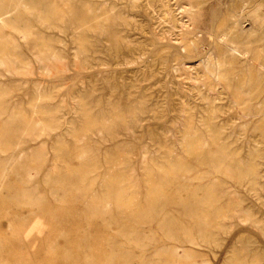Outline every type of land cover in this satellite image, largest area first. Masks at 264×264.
Masks as SVG:
<instances>
[{
    "label": "rangeland",
    "instance_id": "rangeland-1",
    "mask_svg": "<svg viewBox=\"0 0 264 264\" xmlns=\"http://www.w3.org/2000/svg\"><path fill=\"white\" fill-rule=\"evenodd\" d=\"M46 3L0 8V263L264 264V0ZM111 176L157 227L103 214Z\"/></svg>",
    "mask_w": 264,
    "mask_h": 264
},
{
    "label": "bare ground",
    "instance_id": "bare-ground-1",
    "mask_svg": "<svg viewBox=\"0 0 264 264\" xmlns=\"http://www.w3.org/2000/svg\"><path fill=\"white\" fill-rule=\"evenodd\" d=\"M8 1L9 2H11V4L15 1V0H0V8L1 7H4L5 6V4H7L8 3ZM163 1V0H162ZM47 2L48 3H46L48 6H53V7H55V5H57V0H47ZM245 5V4H244ZM246 5H247V3H246ZM107 6V5H106ZM242 6V5H241ZM240 6V7H241ZM182 8V7H181ZM67 9V8H66ZM243 9H245V6H244V8ZM56 9H54V11H55ZM247 10V9H246ZM245 10V11H246ZM34 11V10H33ZM87 11V10H86ZM58 12V11H57ZM169 12V11H168ZM241 13V12H240ZM59 14V13H58ZM87 14V13H86ZM237 14V13H236ZM243 14V13H242ZM22 15V14H21ZM168 15V14H167ZM234 16H236V15H234ZM234 16L232 17V18H234ZM240 16H242L241 14H240ZM56 17V16H55ZM54 17V18H55ZM123 17V16H122ZM49 18H50V16H49ZM171 18H173V17H171ZM101 19V18H100ZM238 19V18H237ZM165 20V19H164ZM179 20V19H178ZM241 20V19H240ZM239 20V21H240ZM173 21V20H172ZM174 21H176V20H174ZM238 21V20H237ZM96 22V21H95ZM98 22V21H97ZM182 22V21H181ZM241 22V21H240ZM244 22V21H243ZM88 23V22H87ZM99 23V22H98ZM97 23V24H98ZM106 23H107V21H106ZM176 22H174V24H175ZM180 23V22H179ZM183 23H184V21H183ZM96 24V25H97ZM239 24H242V23H239ZM239 24L237 23V22H235V25H234V27L235 28H239L240 30H242L241 29V27L239 26ZM181 25V24H180ZM233 25H231V26H233ZM239 26V27H238ZM85 27V26H84ZM89 27V26H88ZM233 27V28H234ZM82 28V27H81ZM91 28V27H90ZM188 28V27H187ZM232 28V27H231ZM85 29H87V28H85ZM184 29V28H183ZM94 31V30H93ZM92 31V32H93ZM75 32V31H74ZM140 33V32H139ZM229 33V32H228ZM227 33V34H228ZM76 34V33H75ZM209 34V33H208ZM230 34V33H229ZM124 35V34H123ZM232 35V38H231V40H228V41H230V43H228V44H230V45H228V51H229V53L233 56V58L235 59V60H237L238 62H240V63H246V62H249L252 58L250 57V51H249V49L246 47V45H245V41H243L242 40V38L241 37H235V34L233 35V34H231ZM75 36V35H74ZM155 36V35H154ZM214 36H215V34H214ZM238 36V35H237ZM239 36H241V35H239ZM244 36V35H243ZM225 37H226V32L225 33H221V34H219L218 35V37L217 38H219V40H224L225 39ZM169 38V37H168ZM245 38V37H244ZM226 40H227V38H226ZM225 40V41H226ZM246 40V39H245ZM225 41H224V43H225ZM40 42V41H39ZM78 43V42H77ZM222 43V42H221ZM37 44V43H36ZM55 44V43H54ZM86 44H88V43H86ZM127 44V43H126ZM226 44V43H225ZM3 45V44H2ZM13 45V44H12ZM83 45V44H82ZM227 45V44H226ZM79 46H81V45H79ZM89 46V45H88ZM127 46V45H126ZM131 46V45H130ZM5 47V46H4ZM3 47V48H4ZM128 47V46H127ZM138 47V46H137ZM80 48V47H79ZM90 48V47H89ZM130 48V47H129ZM147 48V47H146ZM226 48V47H225ZM6 50H7V48H5ZM132 49V48H131ZM169 49V48H168ZM81 50V49H80ZM125 50V49H124ZM0 52H2L3 53V50H2V47L0 48ZM8 52V51H7ZM10 52V51H9ZM1 53V54H2ZM49 53V52H48ZM160 53V52H159ZM1 54H0V56H1ZM5 54V53H4ZM54 54V53H53ZM6 55V54H5ZM158 55V54H157ZM252 55V54H251ZM5 58V57H4ZM12 58V57H11ZM164 58V57H163ZM233 58H231V59H233ZM13 59V58H12ZM15 60H17V59H15ZM115 61V60H114ZM20 62V61H19ZM109 65V64H108ZM22 66V65H21ZM260 68V67H259ZM46 70V69H45ZM122 70V69H121ZM125 70V69H124ZM263 70V69H262ZM262 74V73H261ZM211 75V74H210ZM218 78V77H217ZM224 78V77H223ZM249 78V77H248ZM117 79V78H116ZM215 79V78H214ZM250 79V78H249ZM225 80H226V78H225ZM224 80V81H225ZM242 80H243V78H242ZM241 80V81H242ZM246 80V79H245ZM240 81V82H241ZM220 82V81H219ZM223 82V81H222ZM222 82H220V83H222ZM245 82V81H244ZM225 83H226V81H225ZM225 83H224V85H225ZM241 83H243V82H241ZM250 83V80L248 81V84ZM137 84V83H136ZM243 85V84H242ZM240 86H241V84H240ZM239 87V86H238ZM237 89L238 88H236L235 90L237 91ZM242 89H243V87H242ZM130 91V90H129ZM238 94V93H237ZM236 94V95H237ZM198 96V95H197ZM238 96H239V94H238ZM234 97H236V96H234ZM241 97V96H240ZM130 98V97H129ZM232 99V98H231ZM238 99V98H237ZM77 100V99H76ZM80 100V99H79ZM42 101V100H41ZM231 101V100H230ZM233 101H234V98H233ZM236 101V100H235ZM234 101V103H236ZM79 102V101H78ZM248 102V101H247ZM0 103H2V102H0ZM86 103V102H85ZM242 103H244V101L242 102ZM35 104H37V103H35ZM233 104V103H232ZM245 104H246V102H245ZM237 107V106H236ZM249 107V106H248ZM4 108V107H3ZM3 108L1 109V110H3ZM208 108V107H207ZM237 108H239V107H237ZM245 108H247V107H245ZM120 110V109H119ZM242 110V109H241ZM15 111V110H14ZM136 111V110H135ZM5 112V111H4ZM13 112V111H12ZM117 112V111H116ZM240 112V111H239ZM249 113V112H248ZM1 115L3 114V113H0ZM16 114V113H15ZM32 114H34V113H32ZM42 114V113H41ZM78 114V113H77ZM133 114V113H132ZM156 114V113H155ZM190 114V113H189ZM240 114V113H239ZM259 114V113H258ZM257 114V115H258ZM22 115H23V113H22ZM117 115V114H116ZM122 115V114H121ZM134 115V114H133ZM241 115V114H240ZM256 115V114H255ZM19 116H21V115H19ZM131 116V115H130ZM243 116V115H242ZM246 116H248V114L246 113ZM254 116V115H253ZM259 116H261V114L259 115ZM264 116V115H263ZM263 116H261V117H263ZM0 117H2V116H0ZM23 117V116H22ZM34 117V116H33ZM126 117V116H125ZM244 117V116H243ZM249 117V116H248ZM35 119H33L36 123L37 122H39V118L40 117H34ZM159 118V117H158ZM162 118V117H161ZM167 118V117H166ZM245 118V117H244ZM2 119V118H1ZM21 120H24V121H26V119L24 118V119H22L21 118ZM162 120V119H161ZM116 121V120H115ZM260 121H262V120H260ZM34 122V123H35ZM33 123V125H35ZM40 123H42V122H40ZM103 123V122H102ZM158 123H159V121H158ZM21 124V123H20ZM23 124H25L24 122H23ZM30 124V123H29ZM154 124V123H153ZM38 125V124H37ZM50 125V124H49ZM151 125V124H150ZM21 126V125H20ZM36 126V125H35ZM41 126V125H40ZM45 126V125H44ZM85 127V126H84ZM188 127V126H187ZM28 128V127H27ZM42 128V127H41ZM147 128V127H146ZM211 128V127H210ZM94 130V129H93ZM51 132V131H50ZM185 132H186V130H185ZM183 134V133H182ZM17 135V134H16ZM179 135H180V133H179ZM23 137V136H22ZM210 137V136H209ZM73 139V138H72ZM194 139V138H193ZM190 140H192V138L190 139ZM188 142V141H187ZM195 142V141H194ZM198 141H197V139H196V143H197ZM193 143V142H192ZM87 145V144H86ZM88 146V145H87ZM157 146V145H156ZM224 147V146H223ZM7 148H9V144H6V143H1L0 142V152H3V151H5ZM196 148H197V146H196ZM232 148V147H231ZM167 149V148H166ZM189 149V148H188ZM190 149H191V147H190ZM184 150V149H183ZM187 150V149H186ZM203 151V150H202ZM191 152V151H190ZM122 153V152H121ZM186 153H187V151H186ZM199 153V152H198ZM79 154V153H78ZM222 154H224V153H222ZM81 155V154H80ZM191 155H193V154H191ZM78 156V155H77ZM124 156V155H123ZM127 156V155H126ZM261 157V156H260ZM70 159H72V158H70ZM104 159V158H103ZM76 160V159H75ZM191 160V159H190ZM200 160V159H199ZM227 160V159H226ZM229 160V159H228ZM111 161V160H110ZM160 161V160H159ZM221 161V160H220ZM230 161V160H229ZM95 162V161H94ZM162 162H164V161H162ZM233 162V161H232ZM232 162H230V163H232ZM63 163V162H62ZM61 163V164H62ZM66 163H68V162H66ZM79 163H81L80 161H79ZM112 163V162H111ZM70 164V163H69ZM82 164V163H81ZM120 164V163H119ZM165 164H167V163H165ZM72 165V164H71ZM83 165V164H82ZM107 166V165H106ZM116 166V165H115ZM183 166V165H182ZM238 166V165H237ZM83 167V166H82ZM85 167V166H84ZM84 167L83 168H80V167H78V168H73V169H75V173L77 174V176H78V178L80 177L81 179H82V181L84 182L85 180L83 179V178H86V171L84 170ZM90 167V166H89ZM94 167V166H93ZM104 167V166H103ZM86 168H87V165H86ZM105 168V167H104ZM145 168V167H144ZM202 168V167H201ZM240 168V167H239ZM97 169V168H96ZM115 169H117V168H115ZM164 169V168H163ZM10 170V169H9ZM95 170V169H94ZM205 170V169H204ZM242 170H243V168H242ZM14 171V170H13ZM40 171H42V170H40ZM71 171V170H70ZM250 171H251V169H250ZM65 172V171H64ZM67 172V171H66ZM73 172V171H72ZM91 172H92V170H91ZM100 172V171H99ZM98 172V173H99ZM171 172V170H169V173ZM183 172V171H182ZM179 173V172H178ZM249 173H251V172H249ZM96 174V172L94 173V175ZM189 174V173H188ZM200 174V173H199ZM19 175V174H18ZM23 175V174H22ZM197 175V174H196ZM204 175V174H203ZM6 176H7V173L4 171V170H1V172H0V188H2L3 186H2V183L3 182H5L4 180H6ZM16 176H17V174H16ZM16 176H14V177H16ZM90 176V175H89ZM109 176V175H108ZM170 176H171V174H170ZM174 176L175 177H178L177 176V174L176 173H172V176L170 177L171 178V183L173 182V181H177V179L175 178L174 179ZM22 177V176H21ZM180 177V176H179ZM187 177V176H186ZM199 177V176H198ZM240 177V176H239ZM9 178V177H8ZM98 178V177H97ZM108 178V177H107ZM194 178V177H193ZM237 178H238V176H237ZM192 179V178H191ZM197 179V178H196ZM127 180V179H126ZM239 180V179H238ZM128 181V180H127ZM148 182V181H147ZM182 182V181H181ZM191 182V181H190ZM104 183H105V185H106V191H105V193L103 194V199H102V201H101V206H100V210L102 211V212H104L103 214L105 215V214H108V218H112V217H116V215L118 214V215H121V216H118V217H120L119 219H120V221L119 222H117L116 223V225H117V227H118V224H121L122 226H127V224L128 225H133V227L134 226H136L137 224H143V223H148V224H150V225H153V224H155V223H152L151 221L152 220H150V218H151V213H149V212H147V214H144V212H143V214L144 215H142V216H140V214L138 215V209H137V206L132 202V201H125V200H122L123 199V197L125 196L124 194H122V193H120L119 192V190L117 189L118 188V185H119V182H118V180H116V179H113V177L111 176V178H109V179H107V180H105L104 181ZM101 184H103V183H101ZM145 184V183H144ZM179 184V183H178ZM242 184V183H241ZM167 185V184H166ZM170 185V184H169ZM168 185V186H169ZM173 185H174V183H173ZM180 185V184H179ZM182 185V184H181ZM2 186V187H1ZM72 186H73V184H72ZM89 186V185H88ZM161 186H163V185H161ZM183 186V185H182ZM182 186H181V188L180 189H182ZM87 187V186H86ZM165 187H167V186H165ZM170 187V186H169ZM171 187H172V185H171ZM62 188V187H61ZM94 188V187H93ZM152 188V187H151ZM160 188V187H159ZM127 189V188H126ZM165 189V188H164ZM176 189V188H175ZM1 190V189H0ZM101 190V189H100ZM156 190H158V189H156ZM178 190V189H177ZM65 191V190H64ZM125 191V190H124ZM161 191V190H160ZM147 192V191H146ZM164 192V191H163ZM197 192V191H196ZM50 193H51V191H50ZM55 193V192H54ZM189 193V192H188ZM73 194V193H72ZM127 194V193H126ZM184 194V193H183ZM76 195V194H75ZM102 195V194H101ZM177 195V194H176ZM182 195V194H181ZM58 196V195H57ZM72 196V195H71ZM151 196V195H150ZM41 197V196H40ZM130 197V196H129ZM152 197V196H151ZM166 197H167V195H166ZM179 197V196H178ZM208 197V196H207ZM165 198V197H164ZM201 198V197H200ZM160 199V198H159ZM93 200V199H92ZM152 201H153V198L151 199ZM199 200V199H198ZM190 202H191V200H189ZM196 203V202H195ZM210 203V202H209ZM95 204H98V202L97 203H95ZM212 204H213V202H212ZM214 204H215V201H214ZM93 205V204H92ZM196 205H197V203H196ZM81 206V205H80ZM94 206H96V205H94ZM186 206V205H185ZM189 206H191V205H189ZM188 206V207H189ZM204 207V206H203ZM98 208V207H97ZM195 208V207H194ZM206 208H207V206H206ZM210 208V207H209ZM228 208V207H227ZM231 208V207H230ZM96 209V208H95ZM198 209H200V207L198 208ZM147 210V209H146ZM188 210V209H187ZM197 210V209H196ZM85 211H87V210H85ZM85 211H84V213H85ZM194 211V210H193ZM228 211V210H227ZM92 213H94V212H92ZM96 213V212H95ZM188 213H190V212H188ZM195 213V212H194ZM199 213V212H198ZM214 213V212H213ZM221 213V212H220ZM228 213V212H227ZM230 213V212H229ZM86 214V213H85ZM99 214V213H98ZM154 214V213H153ZM175 214V213H174ZM196 214V213H195ZM195 214L193 215L192 214V211H191V215H189L188 216V219H187V221L186 222H179V223H177V224H173V226H172V228H171V232L170 233H172V239H178L180 236L175 232L176 231V227L178 228V229H180L181 230V232L182 233H180L181 234V236L182 235H185V233H188L187 232V230H193V228H198L199 227V225H200V219H199V217L198 216H195ZM84 215V214H83ZM198 215V214H197ZM102 216V215H101ZM204 216V215H203ZM214 216V215H213ZM224 216V215H223ZM92 217H95L94 215L92 216ZM96 217H98V216H96ZM95 217V218H96ZM107 217V216H106ZM217 217V216H216ZM220 217V216H219ZM94 218V219H95ZM105 218V217H104ZM117 218V217H116ZM147 218V220L145 221V219ZM174 218V217H173ZM185 218V217H184ZM224 218V217H223ZM113 219V218H112ZM153 219V218H152ZM178 219V218H177ZM180 219V218H179ZM202 219H203V217H202ZM212 219V218H211ZM117 220V219H116ZM68 221V220H67ZM98 221V220H97ZM165 218L163 219V224L165 225ZM170 221V220H169ZM182 221V220H181ZM211 221V220H210ZM63 222H65V221H63ZM69 222V221H68ZM91 222V221H90ZM94 222V221H93ZM104 222H105V220H104ZM114 222H115V220H114ZM159 222V221H158ZM61 223H62V221H61ZM107 223V222H106ZM105 223V224H106ZM110 223V222H109ZM168 223V222H167ZM166 223V224H167ZM202 223V222H201ZM206 223V222H205ZM64 224H66V223H64ZM160 224V223H159ZM210 224V223H209ZM101 225V224H100ZM107 225V224H106ZM203 225V224H202ZM66 226H69V224H66ZM94 226V225H93ZM97 226V225H96ZM103 226V225H102ZM154 226V225H153ZM155 226H156V224H155ZM91 227H92V225H91ZM157 227V226H156ZM156 227H154L155 229H157ZM160 227V226H159ZM166 227V226H165ZM96 228V227H95ZM94 228V229H95ZM99 228V227H98ZM110 228V227H109ZM135 228V227H134ZM152 228V227H151ZM161 228V227H160ZM207 228V227H206ZM106 229V228H105ZM115 229H117V228H115ZM114 229V230H115ZM121 229H123L122 227H121ZM136 229H138L137 227H136ZM165 229V228H164ZM107 230V229H106ZM111 230H113V229H111ZM120 230V229H119ZM139 230H141V229H139ZM138 230V231H139ZM97 231H99V229L97 230ZM118 231V230H117ZM165 231V230H164ZM100 232V231H99ZM152 232V231H151ZM154 232V231H153ZM156 232V231H155ZM180 232V231H179ZM199 232V231H198ZM209 232V231H208ZM215 232V231H214ZM191 233V232H190ZM210 233V232H209ZM208 233V234H209ZM137 234V233H136ZM189 234V233H188ZM200 234V233H199ZM205 234V233H204ZM208 234H207V236H208ZM155 235V234H154ZM157 235V234H156ZM167 235H169L168 233H167ZM167 235H165L167 238H168V236ZM171 235V234H170ZM218 235V234H217ZM191 236V235H190ZM203 236V235H202ZM108 237V236H107ZM125 237H127V236H125ZM129 237V236H128ZM127 237V238H128ZM158 237V236H157ZM188 237V236H187ZM213 237V236H212ZM217 237V236H216ZM215 237V238H216ZM96 238V237H95ZM101 238H104V236L103 237H101ZM111 238V237H110ZM122 238H124V236L122 237ZM141 238V237H140ZM161 238V237H160ZM181 238H183V237H181ZM159 239V238H158ZM164 239H166V238H164ZM183 239H185V238H183ZM187 239V238H186ZM207 239V238H206ZM209 239V238H208ZM211 239H213V240H215L214 238H211ZM210 239V240H211ZM93 240H97V242L96 243H98V246H104V243L106 242V240H105V242H100L101 240H100V238H97V239H94L93 238ZM102 240H104V239H102ZM128 240V242L130 241V239H127ZM150 240V239H149ZM160 240V239H159ZM167 240V239H166ZM189 240V239H188ZM187 240V241H188ZM193 240V239H192ZM136 241V240H135ZM144 241H146V240H144ZM201 241V240H200ZM17 242V241H16ZM121 242V241H120ZM126 242V241H125ZM131 242V241H130ZM191 242V241H190ZM116 243V242H115ZM133 245H136V243L135 242H131ZM130 243V244H131ZM161 243H162V240H161ZM164 243H168V242H165L164 241ZM175 243H177V242H175ZM184 243H186V242H184ZM106 244V243H105ZM128 245H129V243H127ZM163 244V243H162ZM179 244H181V243H179ZM144 245V244H143ZM153 245H155L154 243H153ZM169 245V244H168ZM189 245V244H188ZM192 245H194V244H192ZM107 246V245H106ZM117 246V245H116ZM113 247V246H112ZM135 247H137V246H135ZM138 248V247H137ZM145 249H148V248H146L145 247ZM153 249V248H152ZM167 250V249H166ZM112 251V253H113V250H111ZM154 251V250H153ZM158 251V250H157ZM174 251V250H173ZM164 252V251H163ZM172 253V252H171ZM174 253V252H173ZM187 253V252H186ZM106 254V253H105ZM127 254V253H126ZM145 254V253H144ZM144 254H141V255H144ZM148 254V253H147ZM150 254V253H149ZM234 254V253H233ZM146 255V254H145ZM153 255V254H152ZM174 255V254H173ZM175 256V255H174ZM189 256V255H188ZM109 257H110V255L109 254H106L105 255V259H104V263L103 264H109L110 263V261H109ZM127 257H129V256H127ZM127 257H124L123 256V258H127ZM154 257V256H153ZM233 257V256H232ZM238 257V256H237ZM82 258V257H81ZM162 258H164V257H162ZM178 258V257H177ZM133 259H134V257H133ZM157 259V258H156ZM188 259V258H187ZM195 259V258H194ZM234 259V258H233ZM141 260H143V258H141ZM149 260H150V258H149ZM154 260H155V257H154ZM190 260V259H189ZM115 261V260H114ZM113 261V262H114ZM123 261V260H122ZM136 261H137V259H136ZM83 262L85 263V264H91V263H88L89 261H87L85 258H83L82 260H81V263L83 264ZM124 263H122V264H130V262H128L127 260H125V261H123ZM138 263H139V261H137ZM141 262V261H140ZM147 262V261H146ZM163 262V261H162ZM177 262V261H176ZM239 262H240V259H239ZM132 263V262H131ZM142 263H144V262H142ZM150 263V262H149ZM172 263V262H171ZM174 263V262H173ZM0 264H3V263H0ZM156 264H157V261H156ZM159 264V263H158ZM165 264V263H164ZM170 264V263H169ZM179 264V263H178ZM190 264V263H189ZM238 264H240V263H238Z\"/></svg>",
    "mask_w": 264,
    "mask_h": 264
}]
</instances>
